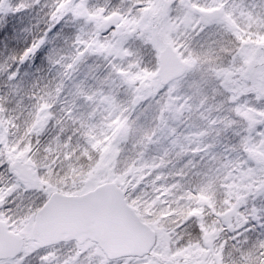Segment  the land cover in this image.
Wrapping results in <instances>:
<instances>
[{"label": "snow or ice", "instance_id": "1", "mask_svg": "<svg viewBox=\"0 0 264 264\" xmlns=\"http://www.w3.org/2000/svg\"><path fill=\"white\" fill-rule=\"evenodd\" d=\"M0 264H264V0H0Z\"/></svg>", "mask_w": 264, "mask_h": 264}]
</instances>
